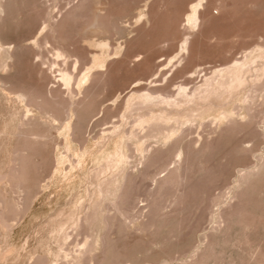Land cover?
Listing matches in <instances>:
<instances>
[{
    "label": "rangeland",
    "instance_id": "1",
    "mask_svg": "<svg viewBox=\"0 0 264 264\" xmlns=\"http://www.w3.org/2000/svg\"><path fill=\"white\" fill-rule=\"evenodd\" d=\"M0 3V264H264V0Z\"/></svg>",
    "mask_w": 264,
    "mask_h": 264
},
{
    "label": "bare ground",
    "instance_id": "2",
    "mask_svg": "<svg viewBox=\"0 0 264 264\" xmlns=\"http://www.w3.org/2000/svg\"><path fill=\"white\" fill-rule=\"evenodd\" d=\"M2 1V0H1ZM10 3V2H9ZM68 3V2H67ZM97 4H99V3H97ZM102 5H103V3H101ZM100 4V5H101ZM101 5V6H102ZM2 7H3V5H2V3H0V8L2 9ZM54 7H56L55 6V4H54ZM53 7V8H54ZM99 7V6H98ZM5 10H6V8H4ZM64 9V8H63ZM62 9V10H63ZM54 10V9H53ZM100 10V7H99V9H98V11ZM59 11H60V8H59ZM104 11V10H103ZM61 12V11H60ZM96 13V12H95ZM103 14H104V12H102ZM52 14V13H51ZM97 14V13H96ZM96 14H95V16H96ZM100 14V13H99ZM107 14V13H106ZM101 15V14H100ZM100 15H97V16H99V17H101ZM97 16H96V18L95 19H93V20H91V22L90 23H88L87 24V26L84 28V30L86 31V32H89L90 34H93V35H97V34H99L100 32H99V30L101 29H106V30H109L108 28H107V26L109 25V24H111V23H106V22H104V20H103V22L104 23H106V24H108V25H105L103 22H98L97 21ZM103 16V15H102ZM195 16V15H194ZM3 17V16H2ZM48 17H49V14H48ZM103 18V17H102ZM102 18H99L100 20L102 19ZM106 18H108V17H106ZM111 18V17H110ZM195 18V17H194ZM197 18V17H196ZM98 19V20H99ZM53 20V19H52ZM106 20H108V19H106ZM198 20V19H197ZM196 20V21H197ZM102 21V20H101ZM110 21V20H109ZM108 22V21H107ZM111 22V21H110ZM196 23V22H195ZM51 25V24H50ZM112 25V24H111ZM113 26V25H112ZM111 26V28H113ZM83 30V29H82ZM102 30V31H103ZM109 31H111V30H109ZM52 32V31H51ZM99 32V33H98ZM106 32V31H105ZM116 32V31H115ZM101 33H103V32H101ZM111 33V32H110ZM113 33V32H112ZM111 33V34H112ZM114 34V33H113ZM116 34H117V32H116ZM92 35V36H93ZM47 40V39H46ZM189 40V39H188ZM102 43L103 42H100V44L102 45ZM108 44V43H107ZM106 44V45H107ZM60 45V44H59ZM104 45V44H103ZM64 47V46H63ZM184 47V46H183ZM60 48V47H59ZM60 50H63V48L62 49H60ZM63 52V51H62ZM58 54L59 55H63V53H61V51L60 52H58ZM248 55V54H247ZM59 57V56H58ZM67 57V56H66ZM69 57H71V55H69L68 54V58ZM68 58H66L67 60H68ZM64 59H65V57H64ZM65 59V60H66ZM43 60V59H42ZM66 60V61H67ZM77 60V59H76ZM237 60H239V59H237ZM77 64V63H76ZM252 64V63H251ZM250 64V65H251ZM98 65V64H97ZM249 65V66H250ZM90 66V65H89ZM73 67L75 68V66L73 65ZM240 68L242 67V66H239ZM66 69V68H65ZM85 69H87V68H85ZM94 68H92V70H93ZM222 69V68H221ZM59 70H61L62 71V69H60L59 68ZM85 71V70H84ZM70 72V71H69ZM89 72H90V70H89ZM217 73V72H216ZM72 75H73V72L71 73ZM71 74H65V72H64V74L62 75V78H63V82H65V85L70 89L71 88V85L73 86V84H72V78L74 77H72L71 76ZM75 75V74H74ZM3 76V75H2ZM76 76V75H75ZM105 76V75H104ZM89 77V74H84V76H83V78H80L78 81H77V84L79 85V84H81V83H83V81L86 79V78H88ZM91 77V76H90ZM1 78V77H0ZM3 78H5V77H3ZM61 78V79H62ZM76 79V77L74 78V80ZM213 79H215L214 77H213ZM87 80V79H86ZM212 79H210V77H209V79H207V81H205V83H207V87H205V94L208 96L209 94H210V92H211V89H210V87H211V85H212V83H213V81H211ZM217 80V79H216ZM231 80V79H230ZM75 82V81H74ZM182 85V84H181ZM206 86V85H205ZM67 87H66V89H67ZM187 88V87H186ZM186 88L185 87H183V86H180V88H179V93L181 94V95H184V96H186V98L188 99V102L189 101H192V100H194V98H196L197 96H198V98H200L199 97V95H198V93H197V89L195 88L194 89V91H192V92H190V93H188L187 91H186ZM193 88V87H192ZM257 89V88H256ZM141 90V89H140ZM191 90V89H190ZM154 91H156V90H154ZM203 91V92H204ZM144 92V91H143ZM147 92H150V93H147ZM147 92H145L146 94H141L142 96H140L139 98H140V100H141V102L144 104H159V103H161V104H168V105H172V104H174V99L172 100V99H169L168 98V96L166 97L165 95V97H161V96H154V95H152L151 93V91H147ZM158 92V91H157ZM201 93V92H200ZM199 93V94H200ZM138 94H140V93H138ZM205 94H204V96H205ZM65 96V95H64ZM112 96V95H111ZM202 97V96H201ZM111 99H112V97H111ZM133 99V98H132ZM250 99V98H249ZM205 100V99H204ZM32 101V100H31ZM137 101V100H136ZM175 101H176V99H175ZM177 102V101H176ZM180 102V101H179ZM196 102V101H195ZM181 103V102H180ZM184 103H185V101H184ZM72 104V103H71ZM131 104H134V102L133 103H131ZM104 105H105V103H104ZM142 105V104H141ZM130 106V105H129ZM134 106V105H133ZM169 107V106H168ZM248 107H249V105H248ZM132 109V108H131ZM150 109V108H149ZM153 109V108H152ZM173 109V108H172ZM128 110V109H127ZM184 110V109H183ZM236 110V109H235ZM69 111V110H68ZM138 110H136V112H137ZM130 112V111H129ZM135 112V113H136ZM178 112V111H177ZM179 112H180V110H179ZM256 112V111H255ZM28 113V112H27ZM134 113V114H135ZM139 113V112H138ZM259 115V114H258ZM32 116V115H31ZM139 115H137V117H138ZM254 116V115H253ZM257 116V115H256ZM26 117V116H25ZM69 118V117H68ZM133 118V117H132ZM67 119V118H66ZM140 119H141V117H140ZM152 120V119H151ZM150 120V121H151ZM192 120H193V117H192ZM191 119H190V121H192ZM187 121V120H186ZM133 122V121H132ZM148 122V121H147ZM162 122V121H161ZM182 122V121H181ZM180 122V123H181ZM151 123V122H150ZM185 123V122H184ZM193 123V122H192ZM211 123V122H210ZM142 124H144V122L142 123ZM159 124V123H158ZM106 125H107V123H106ZM118 125V124H117ZM147 125V123L145 124V126ZM151 125V124H150ZM184 125V124H183ZM183 125H182V129H183ZM119 126V125H118ZM176 127V126H175ZM49 128H50V126H49ZM118 128V127H117ZM137 128V127H136ZM140 128V127H139ZM173 128V127H172ZM184 130V129H183ZM175 131V130H174ZM259 131V130H258ZM24 132H25V130H24ZM128 132V131H127ZM126 132V133H127ZM47 133V132H46ZM133 133V132H132ZM132 133L130 134V135H132ZM129 134V133H128ZM127 134V135H128ZM129 135V136H130ZM21 137H22V135H20ZM133 136V135H132ZM242 136V135H241ZM135 137V136H134ZM171 137V136H170ZM25 138V137H24ZM131 138V137H130ZM130 138H128V140L130 139ZM144 138V137H143ZM48 139V138H47ZM148 139H149V137H148ZM151 139V138H150ZM168 139H170V138H168ZM242 139V138H241ZM143 140V139H142ZM155 140V139H154ZM167 140V139H166ZM262 140V139H261ZM146 141H147V143H148V140L146 139ZM145 141V142H146ZM161 141V140H160ZM245 141V140H244ZM127 142V141H126ZM130 142V141H129ZM144 142V141H143ZM157 142H158V140H157ZM18 144V143H17ZM16 144V145H17ZM122 144V143H121ZM144 144V143H143ZM23 145V144H22ZM128 145V144H127ZM145 146H147V144H144ZM152 145V144H151ZM20 146H21V144H20ZM122 146V145H121ZM121 146L119 147V148H121ZM129 146V145H128ZM148 147V146H147ZM150 147V146H149ZM259 147V146H258ZM20 148V147H19ZM118 148V149H119ZM130 148V147H129ZM143 148H144V146H143ZM146 148V147H145ZM26 149V148H25ZM134 149V148H133ZM132 149V150H133ZM148 149V148H147ZM21 150V149H20ZM120 150V149H119ZM149 150V149H148ZM122 151V150H121ZM127 151V150H126ZM146 151V150H145ZM22 152V151H21ZM125 152V151H124ZM142 152V151H141ZM147 152V151H146ZM117 153V152H116ZM118 153H120V152H118ZM145 153V152H144ZM129 154V153H128ZM146 154V153H145ZM115 155V154H114ZM113 155V156H114ZM122 155H123V153H122ZM121 155V156H122ZM125 155V154H124ZM124 155H123V157H124ZM120 156V155H119ZM126 156V155H125ZM128 156V155H127ZM129 156H130V154H129ZM146 156V155H145ZM15 157H17V156H15ZM113 158V157H112ZM120 158H122V157H120ZM19 160V159H18ZM21 160V159H20ZM112 160V159H111ZM15 161V160H14ZM20 162V161H19ZM156 163V162H155ZM225 166V165H224ZM24 167V166H23ZM120 169V168H119ZM21 170V169H20ZM14 174H17V173H14ZM20 174V173H19ZM20 176V175H19ZM14 177V176H13ZM21 177V176H20ZM242 177V176H241ZM18 179V178H17ZM102 179V178H101ZM18 180H20V178L18 179ZM20 182H21V180H20ZM18 183H19V181H18ZM18 185V184H17ZM23 185V184H22ZM35 185V184H34ZM20 186V185H19ZM15 187H16V185H15ZM20 188H21V186H20ZM39 188V187H38ZM24 189V188H23ZM101 189V188H100ZM21 191L22 190H20V192L19 193H21ZM101 191V190H100ZM18 192V191H17ZM24 192V191H23ZM22 192V193H23ZM204 192V191H203ZM21 197V196H20ZM106 199V198H105ZM116 201V200H115ZM114 201V202H115ZM113 202V203H114ZM19 204V203H18ZM108 205V204H107ZM116 205V204H115ZM24 211V210H23ZM203 214V213H202Z\"/></svg>",
    "mask_w": 264,
    "mask_h": 264
}]
</instances>
